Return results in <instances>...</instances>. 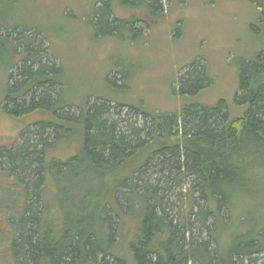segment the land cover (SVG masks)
Wrapping results in <instances>:
<instances>
[{"label":"trees","instance_id":"16d2710c","mask_svg":"<svg viewBox=\"0 0 264 264\" xmlns=\"http://www.w3.org/2000/svg\"><path fill=\"white\" fill-rule=\"evenodd\" d=\"M8 2L0 0V72L11 81L1 112L24 129L19 145L0 146V264H259L264 220L234 214L252 185L264 187V50L239 63L235 104L244 112L236 118L224 101L205 107L196 100L211 81L207 67L194 64L174 87L188 100L177 112L116 103L152 120L142 140L145 128L128 137L110 122L112 101L86 100L71 111L76 102L65 99L63 65L42 46L50 44L46 28L5 23L1 11ZM248 2L258 17L251 29L263 31L264 0ZM115 6L137 13L123 20ZM166 16L164 0H96L83 23L95 43L116 41L126 29L136 36L134 44L141 32L136 25L152 30ZM19 62L16 76L10 72ZM107 85L116 87L110 79ZM33 116L41 118L31 124ZM31 126L35 139L26 135ZM67 138L75 153L54 155ZM152 164L166 188L141 179L142 167ZM182 173L190 179L192 203L176 219L163 191L179 185Z\"/></svg>","mask_w":264,"mask_h":264},{"label":"rangeland","instance_id":"374dc122","mask_svg":"<svg viewBox=\"0 0 264 264\" xmlns=\"http://www.w3.org/2000/svg\"><path fill=\"white\" fill-rule=\"evenodd\" d=\"M9 1L1 11L5 23L32 29L46 28L50 44L45 41L42 46L47 49L45 53L50 57L53 55L63 65L65 99L76 102V106L71 108L73 113L86 100L90 104H102L97 98L112 101L108 118L117 131L133 137L136 128H145L146 131L140 132V138L147 140L152 120L143 118L142 112L120 107L116 103L140 107L148 113L177 112L188 100L176 96L174 87L178 85L179 77L185 75L193 64L207 67V76L211 81L196 98L201 105L214 107L224 101L233 118L244 112L235 104L240 83L239 63L251 60L264 50V30L261 31L259 26H255L257 30L251 29L258 17L248 0H172L169 3L164 0L167 11L164 22L152 30L144 24L136 25L135 29L141 32L134 44L129 43L136 36L126 29L121 30L116 41L104 39L93 42L92 31L83 20L91 17L96 0H19L21 3L16 7L12 4L15 0ZM115 10L116 16L123 20L137 13L121 10L117 6ZM68 15L82 16L83 19L66 20ZM48 46L51 48L48 49ZM20 65L21 62L10 73L17 76L16 68ZM109 79L116 84L115 88L107 85ZM7 83L11 84L7 73L0 72V146H16L21 142L20 133L24 127L20 121L1 112ZM32 118L31 124L41 117ZM34 131L35 126H31L26 135L35 139ZM53 153L63 159L73 155L75 147L72 140H64ZM143 156L136 159L135 165L143 162ZM142 168V180L167 187L154 164ZM179 176V185L173 184L167 193L163 191L166 202L168 200L170 205H174L168 212L176 219L187 214L192 203L190 179L185 178L183 173ZM251 188V196L238 201L239 209H235L234 216H249L248 219L261 222L264 220V187L254 184ZM58 204V197L50 199L52 211L57 209ZM194 210L198 208L194 207ZM225 215L227 218L226 211ZM227 223L231 221L227 219ZM200 233L203 232L196 229L195 234ZM263 260V256L258 257L259 264Z\"/></svg>","mask_w":264,"mask_h":264}]
</instances>
